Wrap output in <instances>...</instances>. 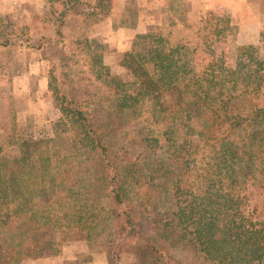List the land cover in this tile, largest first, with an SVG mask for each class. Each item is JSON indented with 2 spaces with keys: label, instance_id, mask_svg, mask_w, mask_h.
<instances>
[{
  "label": "trees",
  "instance_id": "16d2710c",
  "mask_svg": "<svg viewBox=\"0 0 264 264\" xmlns=\"http://www.w3.org/2000/svg\"><path fill=\"white\" fill-rule=\"evenodd\" d=\"M110 2H48L62 6L48 23L62 26L55 38L64 48L59 64L47 47L37 51L53 63L48 86L61 118L54 137L29 135L13 158L2 152L15 133L0 128V264L31 258L44 228L72 225L85 227L88 244L100 242L110 263L124 250L136 264H182L169 253L178 249L195 264H264L259 48H238L228 70L187 38H140L124 58L134 80L113 88L103 56L82 36ZM8 46L18 44L0 38ZM85 56L101 87L82 93Z\"/></svg>",
  "mask_w": 264,
  "mask_h": 264
},
{
  "label": "rangeland",
  "instance_id": "374dc122",
  "mask_svg": "<svg viewBox=\"0 0 264 264\" xmlns=\"http://www.w3.org/2000/svg\"><path fill=\"white\" fill-rule=\"evenodd\" d=\"M116 1L111 0L106 10L90 18L87 22L89 25L82 32L95 54L103 56L113 88L134 80L124 66V58L132 49L133 42L140 38L161 37L173 41L187 38L198 49L200 57H219L228 70L235 69L240 47L257 46L264 57V0H118L124 11L115 16L113 29H129V42L124 44L120 41L122 37L119 32L105 38L101 32L92 33L90 30L101 21L100 17L109 12L114 13L112 9ZM48 2L40 1L39 6L20 2L16 10L0 16V31L3 35H11L0 37L1 42L10 39L18 44L0 47V64L4 65L0 77V128L2 133H15L16 137L15 144L2 152L6 158L16 157L19 146L29 135L48 133L54 137L56 124L61 118L59 107L48 86V75L51 65L59 64L60 52L64 48L59 44L60 39L55 38V31H61L62 26L52 27L48 21L61 12L62 6H50ZM81 10L85 9L81 7ZM51 37L54 39L51 40ZM123 39L126 41L128 37ZM67 45L68 52L75 51L74 46L69 43ZM40 46L47 47L52 56V64L42 59L37 51ZM85 59L86 56L80 61L87 79L80 86L82 93L84 86L89 91L101 87L92 78L93 74L84 63ZM149 70L153 76L160 73L155 66H150ZM80 89L75 91L79 92ZM194 127L198 128V125ZM204 163L201 155L197 171ZM73 248H77L78 252L82 248L84 253L89 252V255H83L84 262L86 258H91L97 264H136L134 255L124 250L119 251L110 263L102 244L98 242L89 245L86 228L77 225L64 229L44 228L43 239L34 244L32 257L12 260L10 264H29L28 261L34 259L56 258ZM169 253L182 264L197 262L192 255L182 250H170Z\"/></svg>",
  "mask_w": 264,
  "mask_h": 264
},
{
  "label": "crops",
  "instance_id": "0c3cea01",
  "mask_svg": "<svg viewBox=\"0 0 264 264\" xmlns=\"http://www.w3.org/2000/svg\"><path fill=\"white\" fill-rule=\"evenodd\" d=\"M40 1L44 2V0H0V16L2 15L5 16V14L11 13L13 9L16 10L17 4L20 2L21 4L25 2L26 5L31 3L34 6H39V4H41ZM120 3L118 2V0L114 2L115 8L112 9L114 13H111L107 17L103 18L100 22L94 25L90 30L92 33L101 32L105 38L111 37L119 32L120 34L119 36L122 37L120 41L122 44H124V43L129 42V36L131 34L128 31L129 29H120L119 31H115V29H113V23H114L115 16H117L118 14L124 11V7H122ZM22 6L20 5V7ZM125 37H128L126 41L125 39H123ZM122 39L124 41H122ZM130 43H132V41H130ZM77 250H78L77 248H73L69 251H66L61 256L56 257V258L34 259L28 262H30L29 264H97L96 260L91 259V258L90 259L86 258L85 260L86 262H84L83 255H87V254L89 255V252L84 253L83 248H82V251L80 250V252H78ZM99 264H102V263H99Z\"/></svg>",
  "mask_w": 264,
  "mask_h": 264
}]
</instances>
